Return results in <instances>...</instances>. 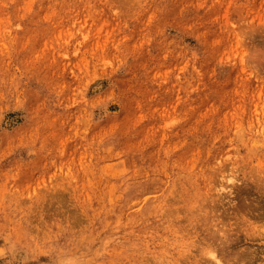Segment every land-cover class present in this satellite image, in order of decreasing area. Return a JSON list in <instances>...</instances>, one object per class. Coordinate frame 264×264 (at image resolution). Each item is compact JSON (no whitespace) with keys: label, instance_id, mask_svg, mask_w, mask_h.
<instances>
[{"label":"rangeland","instance_id":"rangeland-1","mask_svg":"<svg viewBox=\"0 0 264 264\" xmlns=\"http://www.w3.org/2000/svg\"><path fill=\"white\" fill-rule=\"evenodd\" d=\"M0 264H264V0H0Z\"/></svg>","mask_w":264,"mask_h":264}]
</instances>
